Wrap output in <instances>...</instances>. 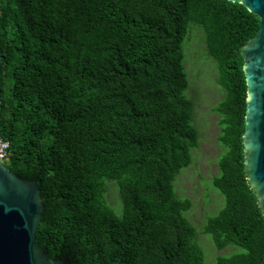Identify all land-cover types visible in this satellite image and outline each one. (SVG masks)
<instances>
[{
  "label": "trees",
  "instance_id": "16d2710c",
  "mask_svg": "<svg viewBox=\"0 0 264 264\" xmlns=\"http://www.w3.org/2000/svg\"><path fill=\"white\" fill-rule=\"evenodd\" d=\"M193 21L225 97L213 185L225 198L204 228L216 264H264V217L246 179L242 47L261 21L228 0H1L0 136L7 167L37 180V243L73 264H204L193 203L176 176L199 147L183 45ZM52 140L49 145L48 141ZM116 182L123 215L105 199Z\"/></svg>",
  "mask_w": 264,
  "mask_h": 264
},
{
  "label": "water",
  "instance_id": "95a60500",
  "mask_svg": "<svg viewBox=\"0 0 264 264\" xmlns=\"http://www.w3.org/2000/svg\"><path fill=\"white\" fill-rule=\"evenodd\" d=\"M228 1L245 6L261 21L255 37L242 47L247 85L243 154L246 179L264 217V0ZM1 94L0 85V107ZM44 210L38 181L17 176L0 163V264H73L69 255L50 258L37 243Z\"/></svg>",
  "mask_w": 264,
  "mask_h": 264
},
{
  "label": "rangeland",
  "instance_id": "374dc122",
  "mask_svg": "<svg viewBox=\"0 0 264 264\" xmlns=\"http://www.w3.org/2000/svg\"><path fill=\"white\" fill-rule=\"evenodd\" d=\"M183 50V67L188 79L186 95L194 102V125L198 131L199 147L192 151L191 164L176 176L174 188L178 198L189 199L193 203L185 216L197 230L204 264H216L219 257L244 251L234 245L218 251L211 235L204 232L207 220L218 215L225 206V198L213 185V178L219 174L218 161L226 152L219 142L220 115L214 108L224 99L225 91L218 84V64L206 51L205 33L193 21L189 23ZM51 142L48 141L49 145ZM105 186L108 205L118 217H122L123 206L116 182L105 180Z\"/></svg>",
  "mask_w": 264,
  "mask_h": 264
},
{
  "label": "built area",
  "instance_id": "2783aa9c",
  "mask_svg": "<svg viewBox=\"0 0 264 264\" xmlns=\"http://www.w3.org/2000/svg\"><path fill=\"white\" fill-rule=\"evenodd\" d=\"M10 157V145L0 136V163L6 165Z\"/></svg>",
  "mask_w": 264,
  "mask_h": 264
},
{
  "label": "clouds",
  "instance_id": "9594fccd",
  "mask_svg": "<svg viewBox=\"0 0 264 264\" xmlns=\"http://www.w3.org/2000/svg\"><path fill=\"white\" fill-rule=\"evenodd\" d=\"M7 166V165H6Z\"/></svg>",
  "mask_w": 264,
  "mask_h": 264
}]
</instances>
